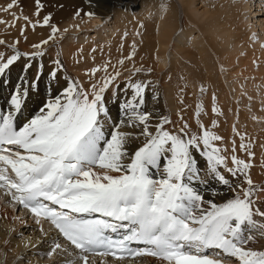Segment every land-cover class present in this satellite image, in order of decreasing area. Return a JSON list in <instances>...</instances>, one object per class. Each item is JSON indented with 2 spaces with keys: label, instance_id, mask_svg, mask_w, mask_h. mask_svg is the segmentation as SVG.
I'll return each instance as SVG.
<instances>
[{
  "label": "snow or ice",
  "instance_id": "6c2138e0",
  "mask_svg": "<svg viewBox=\"0 0 264 264\" xmlns=\"http://www.w3.org/2000/svg\"><path fill=\"white\" fill-rule=\"evenodd\" d=\"M14 6L17 0L5 10ZM34 8L31 15L11 13L23 21L19 38L0 39L6 50L0 78L17 65L22 73L14 83L0 79L10 88L0 110V191L13 223L34 225L39 236L25 241L14 227L8 235H18L25 249L47 245L51 264L61 256L67 264L126 256L151 257L155 264H264V222L258 223L264 183L252 179V141L245 142L235 123L230 140L219 133L224 113L216 92L209 116L207 87L200 85L194 122L186 118L192 106L184 102V88L174 112L161 108L159 85L149 78L153 68L137 65L135 41L116 63L93 58L73 74L61 52L53 54L67 30L52 22L51 12L43 14L42 0ZM159 8L164 19L168 4ZM37 28L48 31L29 43L26 30ZM21 42L28 46L21 49ZM75 56L79 67L82 51Z\"/></svg>",
  "mask_w": 264,
  "mask_h": 264
},
{
  "label": "bare ground",
  "instance_id": "6f19581e",
  "mask_svg": "<svg viewBox=\"0 0 264 264\" xmlns=\"http://www.w3.org/2000/svg\"><path fill=\"white\" fill-rule=\"evenodd\" d=\"M136 1L42 0L44 4L43 14L51 12L53 14L52 22L56 23L62 31L67 30L60 37L59 45L53 47V54L56 51L61 52L62 59L68 63L69 70L75 74L82 71L86 66H92L93 58L96 64H100L105 60H111L112 63H116L121 58V55H127L131 51L130 45L135 41L137 45L135 56L137 65L143 63L145 66L150 65L153 68V73L149 78L159 85V106L161 108L166 106L169 111L174 112L179 106L177 100V97L181 95L179 88H184V92L182 93L184 102L192 106L186 113V118H191L194 122V106L200 96V85L203 84L207 87V92L203 95V103L209 116L212 115L211 94L216 92L218 107L224 113L223 116L219 117V133L225 136L226 140H230L232 138V125L235 123L237 130L245 135V142L247 143L248 140L252 141L251 148L255 153L253 158L254 167L251 169L252 179L255 183H264V169L260 166L261 161L264 160V113L259 112V107L257 108L256 105L254 107L255 111H249L244 106L241 107L242 101H239L240 99L236 98V95L230 94L224 85V83H228L232 86L229 78L235 74L232 75L226 71L232 66V63L227 66L229 60H232V57L235 56H231L227 50H219L217 47H214L215 44H211L212 35L207 34V25H205L202 32H206L204 34L205 37L202 40L199 39L201 41L204 39V44L202 43L204 46H201V44H199L200 46L198 45L199 47L185 46L186 42L184 45H182L183 43L176 44L174 42H178L180 40L179 37L191 29H189L184 19L188 20V15L184 10L181 0L180 2L178 1L179 3H176L174 0V2L172 0H158V2L154 0H141L140 4L142 7L139 9L135 8ZM162 2L167 3L169 9L164 19H160L159 5ZM8 3H11V0H0V39L11 42L19 38V29L23 24L22 20H16L11 13L14 12L19 15L23 12L25 15H31L35 11V8L34 0H17L18 6H14L13 9L6 11ZM177 5H179V9ZM77 9H83L79 16L75 14ZM131 11L139 12V16L137 14L129 15ZM87 12H92L95 15L87 16L83 14ZM214 13L220 14L217 11ZM111 16L113 18H110ZM109 18L110 22L108 21ZM4 21L7 23H4ZM213 21L218 22V24L220 23L217 19ZM141 22L144 24V28L142 29L139 27ZM157 25H159L158 28ZM103 27L104 29L107 28V30H104ZM92 29L94 32H89ZM178 29L180 33L176 36L178 38L177 41L175 38L173 39V35ZM200 29L202 30V28ZM230 30L231 27L227 25L222 29L224 32L229 31L228 36H232L238 40L240 37L234 33L231 34ZM26 31L28 41L31 43L45 35L48 30L37 28L35 34L30 29ZM137 31H140V36L136 35ZM101 32L108 33L107 35L106 33L102 35ZM125 32L128 35L122 40L121 37ZM217 36L216 34V38ZM246 45L244 46L245 48ZM27 46L23 42L19 45L21 49ZM93 49H95L94 52ZM0 51L6 50L0 47ZM78 51H82L84 59L79 67H73L74 59L79 58L75 56ZM258 61H264V57ZM125 66L128 67L129 65L126 63ZM222 68L224 71H221ZM19 74L22 73H20V67L17 65V67L12 69L10 77L5 76L0 79L11 78L14 83L18 79ZM29 75H31V72ZM9 91L10 88L8 86L0 83V110L6 108L4 97ZM30 106L32 105L30 104ZM204 119L205 123L210 122L207 118ZM235 139L237 145H239V137H235ZM228 146L230 147V145ZM257 198H259V194ZM7 201V197L0 191V264H24L22 261L17 260L18 256L24 254V241L12 239L10 240V245L5 246L3 244L5 238L10 239L8 229L15 226L12 221L13 209L11 208V212L8 210ZM259 222L264 221L258 220ZM44 226L45 228L48 227L47 224ZM33 227L36 234L33 240H35L39 236V232L35 229V226ZM26 235H23L25 241L28 238V234ZM32 235L34 234L31 233ZM45 246L37 250L47 248V245ZM67 259L69 258L65 256L57 257L60 264H67ZM96 259L97 263L104 260L107 264H155V260L151 257H142L132 261H109L103 257H97ZM31 262L32 264H37L36 262L38 264H47V262L50 263L51 261L47 258L44 261Z\"/></svg>",
  "mask_w": 264,
  "mask_h": 264
},
{
  "label": "rangeland",
  "instance_id": "374dc122",
  "mask_svg": "<svg viewBox=\"0 0 264 264\" xmlns=\"http://www.w3.org/2000/svg\"><path fill=\"white\" fill-rule=\"evenodd\" d=\"M140 1L141 0L136 1L135 8L137 7L139 9L142 7ZM154 1L158 2V0ZM174 1L176 3L178 1L180 2V0ZM181 1L183 2L184 10L185 12H187L188 15V20L186 18L184 19L186 20V24L189 29H191L190 31L184 33V35H181L179 37L181 41H178V38H176V36L179 35L180 30L178 29L177 31H175L173 39L175 38L178 42H174L176 44L183 43L182 45H184V43L186 42L185 46L191 45L199 47V44H201V46H204V39L203 41L201 40L205 37L204 34H206V32H202L205 28V25H207V34L209 33L210 36L212 35L211 44L213 43L215 44L214 47H217L219 50L225 49L230 52L231 56H235L232 57L233 61L231 59L229 60L227 66H229L231 63L232 66H230L226 71L230 72L232 75L235 74L231 78H229L230 84H232V86H230L228 83H224L225 88L230 94L236 95V98L240 99L239 101H242L241 107L244 106L245 109L252 111L254 110V107L257 106V108L259 107L258 109L260 110L258 111L264 113V61H258L260 60V58L264 57V0ZM177 7L179 9V5H177ZM215 11L219 12L220 14H215ZM131 14H137V16H139V12L136 13L131 11L129 12V15ZM110 18H113V16H111ZM110 18L108 19V21L110 20ZM214 19H217L218 21H220V23L218 24V22L213 21ZM226 25L231 27V34L234 33L238 37H240L238 38V40L237 38L228 36L229 31H222L223 27H225ZM200 28H202V30ZM104 30H107V28ZM89 32H94V30L92 29ZM105 33L106 32H103L102 35H105ZM216 34L218 35L217 38ZM245 35L246 37H244ZM245 45L246 48L244 47ZM251 49L254 52H250L252 51ZM226 55L229 56L228 54ZM253 61H255V63H253ZM6 204L8 206V210L11 212V207L8 205V203ZM16 215H19V212H17ZM30 221L31 219L29 217L28 222L31 225L32 221ZM33 226L29 228H24L19 225V223H15L14 228L16 229V233H23V235L25 236H27L26 234H28V237L33 238L34 236H36V234L34 233ZM31 233L34 235L31 236ZM12 239L18 240L21 238L15 233H13L10 236V240ZM29 248L24 249L25 260H23L22 263L27 264L29 260L35 262L39 260L44 261V259H47L44 252L46 248L43 250L32 249L31 247ZM36 263L38 264V262ZM50 263L47 262V264Z\"/></svg>",
  "mask_w": 264,
  "mask_h": 264
}]
</instances>
